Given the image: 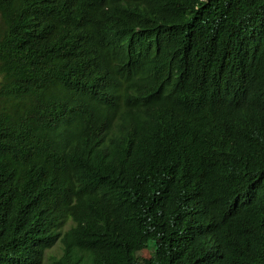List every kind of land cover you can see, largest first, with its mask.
<instances>
[{"label":"trees","instance_id":"obj_1","mask_svg":"<svg viewBox=\"0 0 264 264\" xmlns=\"http://www.w3.org/2000/svg\"><path fill=\"white\" fill-rule=\"evenodd\" d=\"M56 243L264 264V0H0V264Z\"/></svg>","mask_w":264,"mask_h":264},{"label":"rangeland","instance_id":"obj_2","mask_svg":"<svg viewBox=\"0 0 264 264\" xmlns=\"http://www.w3.org/2000/svg\"><path fill=\"white\" fill-rule=\"evenodd\" d=\"M69 225L70 222L67 223V226ZM60 251H61L60 243H56L53 247H51L45 252L44 261L42 264H50L49 263L50 258L53 256H58L60 254Z\"/></svg>","mask_w":264,"mask_h":264}]
</instances>
